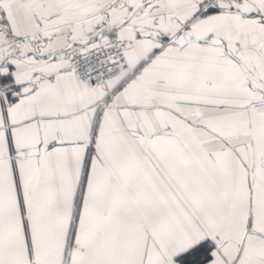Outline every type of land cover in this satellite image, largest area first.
Here are the masks:
<instances>
[{
  "label": "snow or ice",
  "instance_id": "1",
  "mask_svg": "<svg viewBox=\"0 0 264 264\" xmlns=\"http://www.w3.org/2000/svg\"><path fill=\"white\" fill-rule=\"evenodd\" d=\"M0 264H264V0H0Z\"/></svg>",
  "mask_w": 264,
  "mask_h": 264
}]
</instances>
